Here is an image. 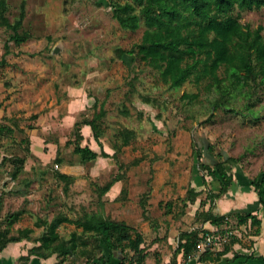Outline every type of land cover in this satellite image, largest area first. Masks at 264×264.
I'll use <instances>...</instances> for the list:
<instances>
[{
	"label": "rangeland",
	"instance_id": "1",
	"mask_svg": "<svg viewBox=\"0 0 264 264\" xmlns=\"http://www.w3.org/2000/svg\"><path fill=\"white\" fill-rule=\"evenodd\" d=\"M7 1L12 22L24 5L19 31L27 39L16 42L13 29L0 24L1 228L17 234L19 227H34L27 243L32 246L44 231L35 225L37 220L97 211L137 225L145 233L146 246L158 242L155 252L161 255L162 248L172 252L178 247L182 230L204 228L202 212L211 201L202 200L220 187L219 176L200 168L196 143L203 147V161L214 160L210 143L223 157L240 159L232 165L233 174L245 173L249 180L260 175L264 83L250 95L238 92L233 99L223 98V107L213 108L221 94L209 90L207 81L171 87L135 54L124 52L120 57L119 48L129 49L140 41L144 26L122 27L112 7L100 0ZM241 21L264 25V6L241 10ZM185 92L199 96L189 101ZM101 107V142L109 155L82 162L74 151V122L92 118ZM125 129L134 135L116 150ZM94 139L91 135L81 144L100 151ZM63 170L71 177L60 178L57 173ZM116 175L121 177L117 197L103 199L106 193L100 196L96 186ZM233 182L223 196L235 197ZM190 187L200 191L194 202L186 199ZM144 194L146 215L140 202ZM218 201H212V208L219 213ZM18 210L19 220L10 224L11 214ZM229 220L236 233L250 231ZM75 229L81 230L68 222L58 228L64 237ZM83 259L70 256L64 264ZM153 263L155 256L150 258Z\"/></svg>",
	"mask_w": 264,
	"mask_h": 264
},
{
	"label": "trees",
	"instance_id": "2",
	"mask_svg": "<svg viewBox=\"0 0 264 264\" xmlns=\"http://www.w3.org/2000/svg\"><path fill=\"white\" fill-rule=\"evenodd\" d=\"M100 3L112 7L113 16L122 27L136 30L144 26L140 41L129 49L119 48L120 57L124 52L135 54L157 72L160 80L171 87H181L186 81H194L198 85L207 81L209 90L213 88L221 94L214 100L213 108L223 107V98L233 99L238 92L250 95L256 85L264 83V25L259 23L252 26L241 21V10L259 9L264 6V0H100ZM8 10V1L0 0V24L12 28L13 38L18 43L22 42L27 39V34L19 31L23 25L25 7L22 6L20 16L14 22L11 21ZM198 96V92L183 94L189 101L197 99ZM103 114L101 107L92 118L78 119L74 123L77 129L74 151L79 153L82 162L96 159L100 155H109L101 142L100 119ZM85 123L91 125L94 137L101 147L100 151L88 144H81L84 139L81 125ZM133 133L131 129L120 132L122 141L115 144L114 148L119 150L123 145L129 144ZM196 145L200 168L211 176L220 177L219 190L210 191L206 199L202 200L203 203L211 201L210 207L202 212V220L217 225L227 221L233 229L226 213L213 210L212 201L228 193L234 180L232 165L240 159L234 156L223 157L213 144L208 143V152L213 155L214 160L205 162L202 160L203 147L198 143ZM18 171L19 168L14 174L17 175ZM57 175L65 180L71 177L62 171ZM120 179L116 175L104 185L96 186L98 194H105ZM250 183L259 195L255 205H264V169ZM199 193V190L190 187L186 199L194 202ZM145 195L147 194L140 199L144 215ZM254 207L252 205L248 210L229 213L237 216L238 224H247L250 220L253 227L250 233L258 234L262 220L253 212ZM20 216L21 210L13 212L8 222L13 224ZM64 222L74 223L81 230L75 229L69 237H64L58 230ZM35 225L43 226L44 231L28 249V253L22 256L24 260H28L33 254L40 257L56 254V264L66 263L70 256L84 258L74 261L73 264H112L114 259L117 260L116 264H145L148 255L142 246L145 242L142 231L124 219H116L97 211H86L77 218L66 214L54 216L50 220L41 218ZM204 229L181 232L177 252L183 251L185 258L194 255L200 233ZM33 231L34 227L25 226L19 227L17 234H11L9 228L0 227V249L9 242L29 239ZM234 234L222 248L202 251L199 254L200 259L219 261L240 240ZM127 251L132 254L129 256ZM176 256L169 264H176ZM255 258L264 259V256L235 251L227 264H248Z\"/></svg>",
	"mask_w": 264,
	"mask_h": 264
},
{
	"label": "crops",
	"instance_id": "3",
	"mask_svg": "<svg viewBox=\"0 0 264 264\" xmlns=\"http://www.w3.org/2000/svg\"><path fill=\"white\" fill-rule=\"evenodd\" d=\"M80 100V99H78ZM77 100H74V102ZM66 118V115H65ZM75 123V122H74ZM83 135H85L84 139H88L89 136L93 135V129L90 124L85 123L83 125ZM95 138V137H94ZM97 144V140L94 139ZM92 148L96 149L95 146H91ZM62 172H65L63 170ZM121 180V179H120ZM120 180H117L112 187L109 189V191L106 192L105 195H103V199H110L114 200L117 197V193L119 192V189L121 187ZM220 188V187H219ZM216 191V190H215ZM218 191V190H217ZM235 197H229L226 195L221 196L218 198V208L219 213H226L227 220H236L237 223V216L235 214L230 215L229 212L232 211H241V210H248L250 206H255L253 212L258 215L259 218L262 220L260 232L258 234H251L252 225L249 220L247 224H238L239 227L243 226H249L250 231H247L246 234L241 235L240 233H236L238 238L240 239L233 245V249L229 251L228 253H225L222 258L219 261H210V260H201L199 254L195 253L189 258H185L183 251L177 252L176 246H174L173 251L171 255L168 254L169 251H166L162 248V254H156L155 248L159 246V243H154V246L147 247L146 246V237L145 242L142 246L145 247L146 252L148 253L147 258L145 260V264H150V258L152 256H155L156 258V264H169L173 258L176 256V264H227L228 261L231 260V258L234 255V252H239L243 254H254L255 256H264V205L259 204L255 205L257 203V200L259 198L258 193L256 192L254 186L250 183V180L246 178L245 173H234V182H233V189L231 190ZM229 193V191H228ZM230 195V194H229ZM107 207V206H106ZM143 208V207H142ZM253 208V207H252ZM229 214V215H228ZM204 228H222L221 225H217L212 223L211 221H204ZM136 226L140 231L143 232L142 229H140L137 225ZM200 229V227H191L182 230L183 231H189L192 229ZM180 232V233H181ZM144 236L145 233L143 232ZM177 235V231H174L172 234V238ZM245 235V236H244ZM179 240H180V234L178 235V246H179ZM172 241V240H171ZM29 243V239H23L21 241H12L9 242L4 248L0 249V264H56L57 262V256L51 255L49 257H40L37 255H31L28 260L22 259L23 255H26L28 253V249L31 247V245L27 244ZM121 257V254L118 255V258ZM117 260L114 259L112 261V264H116ZM264 264V259L262 258H255L251 259L248 264ZM155 264V263H153Z\"/></svg>",
	"mask_w": 264,
	"mask_h": 264
},
{
	"label": "built area",
	"instance_id": "4",
	"mask_svg": "<svg viewBox=\"0 0 264 264\" xmlns=\"http://www.w3.org/2000/svg\"><path fill=\"white\" fill-rule=\"evenodd\" d=\"M234 230L230 228L227 221L222 228H205L201 233L196 245V253L206 249L217 250L223 247L233 235Z\"/></svg>",
	"mask_w": 264,
	"mask_h": 264
}]
</instances>
